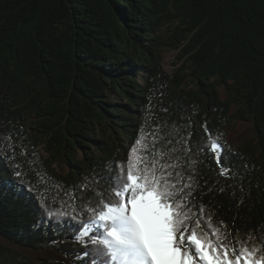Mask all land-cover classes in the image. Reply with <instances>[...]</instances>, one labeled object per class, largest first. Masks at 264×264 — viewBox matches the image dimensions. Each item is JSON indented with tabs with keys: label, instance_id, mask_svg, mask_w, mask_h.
<instances>
[{
	"label": "trees",
	"instance_id": "16d2710c",
	"mask_svg": "<svg viewBox=\"0 0 264 264\" xmlns=\"http://www.w3.org/2000/svg\"><path fill=\"white\" fill-rule=\"evenodd\" d=\"M232 119L253 126L236 149ZM133 155L198 237L264 257V0H0V238L92 264L78 221ZM0 264L68 262L0 243Z\"/></svg>",
	"mask_w": 264,
	"mask_h": 264
},
{
	"label": "snow or ice",
	"instance_id": "6c2138e0",
	"mask_svg": "<svg viewBox=\"0 0 264 264\" xmlns=\"http://www.w3.org/2000/svg\"><path fill=\"white\" fill-rule=\"evenodd\" d=\"M141 143L139 139L136 141L133 154L137 152L136 145ZM210 147L216 152L222 145L211 140ZM137 159L133 155L128 162L126 175L121 165V173L108 178L117 200L103 202L102 210L98 213L93 210L88 221H78L75 239L85 244L91 235L92 251L83 255H91L92 264H264V257L254 259L256 250L246 245L229 250L207 235L198 237L196 229L189 227L188 214L182 215V205L174 202L176 194L157 179L155 171L146 167L134 172ZM221 174H226V170L221 168ZM41 205L45 206L43 201ZM53 215L67 214L49 210L48 216ZM95 224L103 228V234H92ZM68 227L75 229L77 225ZM260 251H264V244Z\"/></svg>",
	"mask_w": 264,
	"mask_h": 264
},
{
	"label": "rangeland",
	"instance_id": "374dc122",
	"mask_svg": "<svg viewBox=\"0 0 264 264\" xmlns=\"http://www.w3.org/2000/svg\"><path fill=\"white\" fill-rule=\"evenodd\" d=\"M162 56V66L165 71L170 70L173 66V62L176 60L174 50L168 49L167 47L163 50ZM253 126L250 121L247 120H236L232 119L230 126L226 130L227 132V140L231 143V146L235 149L240 145H243L248 140L253 139ZM99 225L95 224L94 226ZM93 226V227H94ZM0 243L4 246L13 250L14 253L21 254L22 256L28 257L30 263H35L39 260H47V259H57L68 262L71 264L64 255L57 252V250L53 248L42 249H31L27 246H22L18 244H14L13 242H9L5 239L0 238ZM242 264V262H241Z\"/></svg>",
	"mask_w": 264,
	"mask_h": 264
}]
</instances>
